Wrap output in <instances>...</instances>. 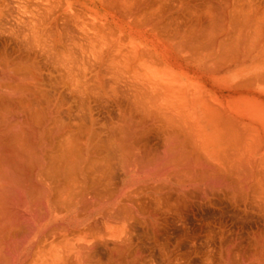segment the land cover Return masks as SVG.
<instances>
[{
  "label": "bare ground",
  "instance_id": "6f19581e",
  "mask_svg": "<svg viewBox=\"0 0 264 264\" xmlns=\"http://www.w3.org/2000/svg\"><path fill=\"white\" fill-rule=\"evenodd\" d=\"M75 2L0 33V264H264V0Z\"/></svg>",
  "mask_w": 264,
  "mask_h": 264
},
{
  "label": "rangeland",
  "instance_id": "374dc122",
  "mask_svg": "<svg viewBox=\"0 0 264 264\" xmlns=\"http://www.w3.org/2000/svg\"><path fill=\"white\" fill-rule=\"evenodd\" d=\"M6 2H7V0H6ZM9 2V7H2V2H1V0H0V13H1V15H3V17L0 15V22H1V24L0 25H3V26H0V33H1V35H3V36H8L9 35V33H10V29H12L11 27H14L15 26V24H16V21H17V19H16V15H17V6L20 4V2L22 3V0H20V2H19V0L18 1H16V0H11V2H10V0L8 1ZM17 2V4H15ZM18 2H19V4H18ZM14 3V4H13ZM12 4V5H11ZM2 7V8H1ZM15 8H16V10H15ZM76 10H77V8H75ZM2 10V11H1ZM74 10V9H73ZM75 11V10H74ZM79 12H81V11H79ZM10 14V15H9ZM81 14H83V12L81 13ZM4 15H5V17H4ZM84 15V14H83ZM1 17L4 19H2L1 20ZM9 17H10V19H11V21H10V19H9ZM87 18L88 19H90L89 18V16H87ZM82 19V18H81ZM13 20V21H12ZM15 21V24L13 23ZM9 25H11V26H9ZM14 25V26H13ZM7 26V27H6ZM8 26H9V28H8ZM22 27V26H21ZM23 28V27H22ZM178 223H176V227H180V225L178 226L177 225ZM177 233H178V231H177V229L175 230ZM174 230H171L170 232L171 233H173V235H175V234H177L176 232H175ZM169 232V233H170ZM175 232V233H174ZM166 235V234H165ZM186 247H187V245H186Z\"/></svg>",
  "mask_w": 264,
  "mask_h": 264
},
{
  "label": "crops",
  "instance_id": "0c3cea01",
  "mask_svg": "<svg viewBox=\"0 0 264 264\" xmlns=\"http://www.w3.org/2000/svg\"><path fill=\"white\" fill-rule=\"evenodd\" d=\"M70 1H72V7L73 8L75 7V8H78V9L85 11L84 7L81 6L80 4L76 3L75 0H70Z\"/></svg>",
  "mask_w": 264,
  "mask_h": 264
}]
</instances>
